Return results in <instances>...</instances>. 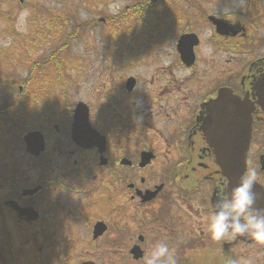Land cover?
I'll use <instances>...</instances> for the list:
<instances>
[{"label": "flooded vegetation", "instance_id": "flooded-vegetation-1", "mask_svg": "<svg viewBox=\"0 0 264 264\" xmlns=\"http://www.w3.org/2000/svg\"><path fill=\"white\" fill-rule=\"evenodd\" d=\"M127 9L131 11L115 16L112 39L142 44L150 51L160 49L171 38L175 41L174 65L188 71L190 75L184 81L195 86L165 87L156 115L162 124L155 126L154 136L140 129L152 126L150 114L137 122L132 119L133 113L123 112L121 103L114 108L111 105L112 118L102 117V121L116 135V149H124L121 155L110 152L108 134L103 125L91 123L88 105L89 124L104 143L100 136L90 146L72 140L77 102L65 116V142L58 140L60 125L52 123L55 153L65 165L50 167L53 175L49 176L48 167L33 166L34 181L22 175L25 169L3 165L0 264H144L156 241L168 243L177 264H264V245L245 236L213 240L205 222L217 188L225 183L236 186L248 170L257 172L254 191L264 192V0H250L238 14L227 15L205 13L197 5L190 17L196 20L186 30L180 26L184 20L180 7L167 13L165 20L154 22L151 19H156L157 13H151L156 16L149 19L142 15L149 10L147 5L138 2ZM129 14L137 23L116 27L118 21L128 20ZM187 34H193L195 41L191 64L183 62L176 48L178 40ZM117 57V66L124 69L135 63L150 64L152 54L135 53L123 60L121 54ZM121 82L118 90L125 91L127 97L137 93L139 76H122ZM222 91L225 110L216 114L223 112L228 121L231 110L226 108V100L231 107L234 98L238 114L245 115L246 122L250 118L245 166L237 182L216 163L219 145L214 140L226 139L225 127L212 134L214 139L206 134V122L212 115L209 103ZM31 131L42 134L44 148L34 155L24 143L25 151L40 159L47 151V136L44 131ZM228 131L231 142L239 140L236 129L234 133ZM236 146L242 149L243 144ZM95 172L106 173L111 184L102 180L84 189L82 183L69 182V175L82 179ZM95 190L102 195L89 197L82 207L75 205L77 212L73 213L66 197L90 196ZM257 207H264V199L257 202Z\"/></svg>", "mask_w": 264, "mask_h": 264}, {"label": "rangeland", "instance_id": "rangeland-1", "mask_svg": "<svg viewBox=\"0 0 264 264\" xmlns=\"http://www.w3.org/2000/svg\"><path fill=\"white\" fill-rule=\"evenodd\" d=\"M249 1L155 0L151 3V0H0V176L3 175V165L18 166L25 169L22 175L34 181L33 166L48 167L49 176L53 175L50 167L65 165L55 153L52 123L60 125L58 140L65 142L68 127L65 116L78 101L89 106L91 123L104 126L110 141V152L121 155L124 149H116V135L106 129L102 121V117L112 118V106L114 108L117 102L121 103L125 107L123 112L133 113L132 119L137 122L144 114H150L148 120L152 126L145 125L140 129L154 136L153 129L162 124L156 115L165 87L187 85L194 88V82L184 81L190 73L174 65L176 50L175 41L171 38L160 49L152 48L150 51L144 49L142 44L112 39L114 18L125 11L130 12L131 9L125 10L127 7H133L138 2L147 5L149 10L142 14L145 18H153L156 15L151 13H157L156 19H151V22L165 20L167 13L171 14L175 7H180L184 15L180 26L186 30L190 27L188 24L196 20L190 17L197 5L205 13L227 15L238 14ZM24 10L29 15L21 30L18 19ZM128 17V20L118 21L116 27L137 23L130 14ZM163 24L159 23L158 27ZM133 33L138 32L135 30ZM152 34L154 37L155 33ZM206 48L210 50L208 46ZM53 52H56V56L49 63L37 64L29 75L34 62ZM135 53H151L150 64L135 63L124 69L117 66L118 54L122 55L123 60ZM128 74H136L140 78L138 91L132 97L118 90L121 77ZM22 86L25 87L22 89ZM31 130L44 131L47 136V151L40 159L25 151L22 137ZM69 178L71 183H82L84 189L94 187L102 180L110 183L104 172L88 174L82 179L72 175ZM100 195L95 190L94 195L67 196L66 201L72 212L76 213L75 205L82 207L89 197Z\"/></svg>", "mask_w": 264, "mask_h": 264}, {"label": "water", "instance_id": "water-1", "mask_svg": "<svg viewBox=\"0 0 264 264\" xmlns=\"http://www.w3.org/2000/svg\"><path fill=\"white\" fill-rule=\"evenodd\" d=\"M192 37H194L193 34L183 35L178 40L176 45L178 53H180L183 62L186 64H191L193 60L192 46L195 44V41H193ZM131 86L132 80H129L127 83V88L130 89ZM227 101L228 100H226V108L231 110V115L229 120L226 122L224 117L225 115H222L223 112L216 114L218 110H225L224 92H220L218 98L209 103V108L212 111V115L206 122V134L210 136L211 139H214V135L212 134H215L220 127H225L227 134L226 139L214 140L219 145L216 153V163L223 170H226L227 174L231 175L233 182H237L239 180V175L245 166L246 149L250 134V118L248 116V122H246L245 115L238 114L239 107L237 106V101L234 98L232 99L231 107L228 106L229 104ZM88 116V107L84 103L79 102L73 111L71 138L73 141L82 146H87L89 143L91 144V142L96 144V142H98L97 139L100 136L97 131L91 128L88 121ZM226 117H228V115H226ZM228 129H231V133H234V130L236 129V131L239 132V140L232 139L231 142L229 137L230 131H228ZM23 139L26 144L27 151L34 155L39 154L44 148L42 134L38 131H31L27 133L24 135ZM103 143L104 140L102 139L101 144ZM240 143L243 144L242 149L236 146V144L239 145Z\"/></svg>", "mask_w": 264, "mask_h": 264}, {"label": "clouds", "instance_id": "clouds-1", "mask_svg": "<svg viewBox=\"0 0 264 264\" xmlns=\"http://www.w3.org/2000/svg\"><path fill=\"white\" fill-rule=\"evenodd\" d=\"M28 15L27 10L19 15L21 30ZM257 180L256 170L251 169L242 174L236 186L225 183L217 188L212 212L205 218L207 233L213 240L245 236L264 245V207H257V202L264 199V192L254 191ZM144 264H177V259L168 243L156 241L145 256Z\"/></svg>", "mask_w": 264, "mask_h": 264}, {"label": "trees", "instance_id": "trees-1", "mask_svg": "<svg viewBox=\"0 0 264 264\" xmlns=\"http://www.w3.org/2000/svg\"><path fill=\"white\" fill-rule=\"evenodd\" d=\"M54 55L56 56V52H53V53H51L50 55H48L46 58H44V59H39V60H37L36 62H34L33 63V65H32V67H31V71L29 72V75L31 74V72H34V68H35V66L37 65V64H45V63H49V61H51L52 59V57H54ZM25 86H22V89L24 88ZM6 111H7V109H6ZM19 119H20V117H19Z\"/></svg>", "mask_w": 264, "mask_h": 264}]
</instances>
